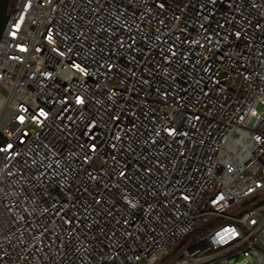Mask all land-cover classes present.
Returning <instances> with one entry per match:
<instances>
[{
	"label": "built area",
	"instance_id": "1",
	"mask_svg": "<svg viewBox=\"0 0 264 264\" xmlns=\"http://www.w3.org/2000/svg\"><path fill=\"white\" fill-rule=\"evenodd\" d=\"M7 15L0 264H264V0Z\"/></svg>",
	"mask_w": 264,
	"mask_h": 264
},
{
	"label": "water",
	"instance_id": "2",
	"mask_svg": "<svg viewBox=\"0 0 264 264\" xmlns=\"http://www.w3.org/2000/svg\"><path fill=\"white\" fill-rule=\"evenodd\" d=\"M9 0H0V35L7 21V9Z\"/></svg>",
	"mask_w": 264,
	"mask_h": 264
},
{
	"label": "rangeland",
	"instance_id": "3",
	"mask_svg": "<svg viewBox=\"0 0 264 264\" xmlns=\"http://www.w3.org/2000/svg\"><path fill=\"white\" fill-rule=\"evenodd\" d=\"M230 264H255V261L250 256H239Z\"/></svg>",
	"mask_w": 264,
	"mask_h": 264
},
{
	"label": "snow or ice",
	"instance_id": "4",
	"mask_svg": "<svg viewBox=\"0 0 264 264\" xmlns=\"http://www.w3.org/2000/svg\"><path fill=\"white\" fill-rule=\"evenodd\" d=\"M9 147H11V146H9Z\"/></svg>",
	"mask_w": 264,
	"mask_h": 264
}]
</instances>
